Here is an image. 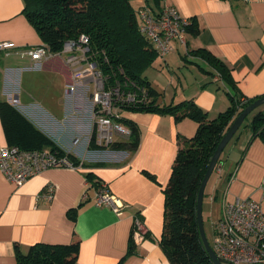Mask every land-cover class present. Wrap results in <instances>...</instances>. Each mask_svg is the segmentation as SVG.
I'll list each match as a JSON object with an SVG mask.
<instances>
[{
	"label": "crops",
	"instance_id": "1",
	"mask_svg": "<svg viewBox=\"0 0 264 264\" xmlns=\"http://www.w3.org/2000/svg\"><path fill=\"white\" fill-rule=\"evenodd\" d=\"M130 2L139 10L147 3ZM150 5L155 12L171 6L200 30L197 35L186 34L187 48L175 44L172 56L182 57L187 49H206L229 67L235 82L229 86L211 67L188 56L215 76L200 72L193 82H182L179 94H169V87L164 95L160 93L159 104L191 101L209 119H215L230 107L228 94L245 100L264 97V0H163L158 8ZM24 10V0H0V44L10 42L17 47L0 50V102L14 106L66 154L91 166L49 169L20 187L0 170V264H18L17 247L26 253L37 243L70 245L74 241L80 242L76 264H118L128 251L137 218L143 224L145 239L137 243L136 254L124 264H171L160 246L163 190L170 180L179 138H192L198 123L189 118L177 122L172 115L127 111L123 116L140 130L138 149L91 150L90 93L82 84L67 92L71 77L64 58L53 56L36 62L22 57L20 51L43 44ZM30 70L50 75L26 78ZM42 84L47 85L46 93H41ZM251 137L249 129L241 130L225 149L219 172L209 181L204 205L205 199L218 203L213 224L221 218L224 203L237 198H251L264 207V141ZM7 146L0 114V148ZM89 172L124 204L122 215L96 204L97 190L86 180ZM50 185L55 190L48 201L44 195ZM73 209L75 219L69 214Z\"/></svg>",
	"mask_w": 264,
	"mask_h": 264
},
{
	"label": "trees",
	"instance_id": "2",
	"mask_svg": "<svg viewBox=\"0 0 264 264\" xmlns=\"http://www.w3.org/2000/svg\"><path fill=\"white\" fill-rule=\"evenodd\" d=\"M24 1L25 16L51 53L62 51L66 42H78L81 35H86L89 38V56L98 64L110 85L116 82L123 85L128 80L147 89L149 102L126 106L124 107L126 111L172 115L177 122L189 118L198 123L197 132L192 138H179V149L170 180L163 190L165 213L160 246L171 264H214L200 235L197 217L198 193L211 159L233 122L246 107L262 97L247 99L242 103L241 96L228 94L230 107L215 119H209L207 113L191 101L179 105H161L158 103L160 93L153 88L145 76L146 71L154 66L158 53L141 35L138 15L140 10L134 8L130 0ZM162 1L146 0L144 7L152 9L150 5L152 3L158 8ZM155 13L160 14V12ZM188 32L197 35L200 30L192 22ZM188 56L198 58L211 67L229 86L235 85L229 67L206 49L192 50L182 57L190 64L196 65L204 74L215 76L213 71L207 70L202 64L190 61ZM0 114L10 146H18L27 151L49 147L62 156L67 155L77 166L82 163L73 155L66 154L55 141L37 129L8 102H0ZM249 117L234 138L244 128L252 133L251 139L260 138L264 141V111L254 113L250 121H248ZM118 121L131 130L128 141L100 147L93 137L89 148L135 152L140 143L138 125L125 117ZM89 166L91 165L83 163L84 168ZM145 175L156 181L149 173ZM86 180L96 190L102 185L92 172L87 173ZM69 214L75 219L76 209L71 210ZM133 231L128 251L118 264H124L128 257L136 254L137 243L133 238ZM79 247V241H74L70 245L37 243L26 253L17 247V262L18 264H76Z\"/></svg>",
	"mask_w": 264,
	"mask_h": 264
},
{
	"label": "built area",
	"instance_id": "3",
	"mask_svg": "<svg viewBox=\"0 0 264 264\" xmlns=\"http://www.w3.org/2000/svg\"><path fill=\"white\" fill-rule=\"evenodd\" d=\"M138 15L139 31L158 56L165 57L174 52L177 43L187 48L186 34L192 21L182 17L175 8L165 6L160 14H156L150 7H144ZM14 48L17 47L10 42L0 44V50ZM20 52L22 57L29 56L36 62L53 56L64 58L71 77L67 92L76 91L78 85L82 84L90 93L93 107L90 142L94 137L98 146L109 147L115 142L129 140L131 130L118 119L127 112L124 107L149 102V93L145 87L128 80L123 85L119 82L110 85L98 64L89 56V38L86 35H81L78 42H66L58 53H51L44 44ZM188 52L187 49L186 54ZM241 101L246 102L245 99ZM65 167L84 168L83 162L77 166L67 155L62 156L50 149L27 151L18 146L0 148V170L17 187L49 169ZM54 190L51 185L46 188V200L53 198ZM95 202L98 206L111 207L118 215H122L125 207L111 194L105 183L97 189ZM133 230L136 243L145 239L139 218L135 220ZM211 246L226 264H264L263 205L251 198H237L234 202L224 203L222 216L214 224Z\"/></svg>",
	"mask_w": 264,
	"mask_h": 264
},
{
	"label": "rangeland",
	"instance_id": "4",
	"mask_svg": "<svg viewBox=\"0 0 264 264\" xmlns=\"http://www.w3.org/2000/svg\"><path fill=\"white\" fill-rule=\"evenodd\" d=\"M183 54L186 55V52H184ZM200 72L201 70L197 66L190 64L188 61H185L183 57H180L179 55L172 56V54H168L165 57L158 56L154 66L146 71L145 76L153 84V88L158 90L159 93H163L164 95V93L170 87L169 94H173L175 92H178L179 94V92L181 93L182 82H193L197 75L203 73ZM48 75L50 74L46 72L40 73L30 70L26 78H42ZM40 87L42 88L41 93L47 92L46 84H42L40 85ZM259 109L264 110V105ZM256 111L258 112V109ZM256 111L252 113L248 121H250V118L254 116V113L256 114ZM220 165H223L222 160ZM219 170L220 169L217 167L215 170V174H217ZM209 201L210 200L205 199V205L203 206V218L206 236L209 242L212 243L214 234L213 222L218 217V203L216 202L214 204L213 202L211 203Z\"/></svg>",
	"mask_w": 264,
	"mask_h": 264
},
{
	"label": "water",
	"instance_id": "5",
	"mask_svg": "<svg viewBox=\"0 0 264 264\" xmlns=\"http://www.w3.org/2000/svg\"><path fill=\"white\" fill-rule=\"evenodd\" d=\"M264 105V97L256 100L251 105L246 107L242 113L235 119L223 139L221 140L219 146L217 147L216 152L214 153L211 162L209 164L207 173L202 181L199 193H198V200H197V217H198V225L200 230V235L202 238V241L204 243V246L213 261L214 264H226L221 258L218 257L216 252L214 251L213 247L211 246V243L209 242L204 228V218H203V206H204V198L207 186L209 184V181L211 180L216 168L218 167V163L229 145V143L233 140L234 136L237 134V132L240 130L246 119L257 109H259L261 106Z\"/></svg>",
	"mask_w": 264,
	"mask_h": 264
}]
</instances>
